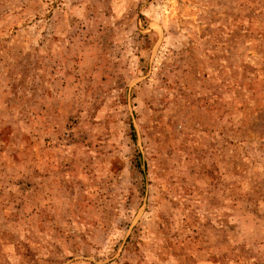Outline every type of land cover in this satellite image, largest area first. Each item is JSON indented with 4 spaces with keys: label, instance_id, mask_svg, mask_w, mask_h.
Instances as JSON below:
<instances>
[{
    "label": "rangeland",
    "instance_id": "rangeland-1",
    "mask_svg": "<svg viewBox=\"0 0 264 264\" xmlns=\"http://www.w3.org/2000/svg\"><path fill=\"white\" fill-rule=\"evenodd\" d=\"M0 264H264V0H0Z\"/></svg>",
    "mask_w": 264,
    "mask_h": 264
}]
</instances>
